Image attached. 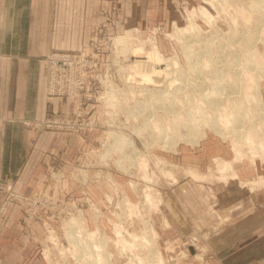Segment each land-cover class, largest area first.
Here are the masks:
<instances>
[{
	"label": "rangeland",
	"instance_id": "obj_1",
	"mask_svg": "<svg viewBox=\"0 0 264 264\" xmlns=\"http://www.w3.org/2000/svg\"><path fill=\"white\" fill-rule=\"evenodd\" d=\"M254 2L99 0L88 41L70 48L86 53L73 61L77 92L54 95L74 99L73 110L28 119L53 118L49 127L25 124L35 133L60 134L76 148L44 154L42 187L34 191L16 190L13 176H0V242L16 230L26 238L25 252L13 250L2 264H17L14 257L25 264H106L96 246L102 236L111 264H222L226 230L243 221L250 230H264V109L252 92L256 76L264 104V1L259 8ZM153 45L158 61L150 56ZM216 73L217 84L237 91L214 114L200 90L216 85ZM61 80L66 82L62 74ZM193 102L207 111L193 126L201 132L198 139L189 143L181 137L192 129L180 123ZM148 109L154 111L150 126L144 124ZM141 125L146 127L137 133ZM111 131L132 138L137 150L129 142L115 145ZM257 212L261 225L255 228ZM74 217L87 234L78 232L81 224L71 225ZM147 221L155 245L144 238ZM72 231L80 236L78 244L70 240ZM89 238L96 244L79 248ZM242 241L231 244L226 264L254 260V248Z\"/></svg>",
	"mask_w": 264,
	"mask_h": 264
},
{
	"label": "crops",
	"instance_id": "obj_2",
	"mask_svg": "<svg viewBox=\"0 0 264 264\" xmlns=\"http://www.w3.org/2000/svg\"><path fill=\"white\" fill-rule=\"evenodd\" d=\"M0 3V176H13L14 189L30 192L42 187L44 154L64 146H77V143L70 146V140L66 142V137L57 133L30 131L24 123L45 113H70L74 108L71 97L46 98L44 57L53 49H75L87 42L102 5L99 0H1ZM255 215L257 228L262 214ZM246 225L243 221L235 231L226 230L220 240V246H225L222 264L233 253L231 244L242 240L243 245L254 248L256 253L252 262L241 263L264 264V246L260 245L264 230L251 229L252 232ZM241 227L244 228L240 230ZM10 236L0 242L5 246L0 248V264L13 250L25 252V236L18 230ZM13 259L17 264H25L22 257Z\"/></svg>",
	"mask_w": 264,
	"mask_h": 264
},
{
	"label": "bare ground",
	"instance_id": "obj_3",
	"mask_svg": "<svg viewBox=\"0 0 264 264\" xmlns=\"http://www.w3.org/2000/svg\"><path fill=\"white\" fill-rule=\"evenodd\" d=\"M255 1V0H254ZM264 1V0H263ZM260 2H262V0H256V2H254V4H255V8H256V6H258V8L259 7H261V5H259L260 4ZM256 4H258V5H256ZM184 48H185V50H186V56H190L191 54H190V52H191V48H189V46L188 45H184ZM152 49V48H151ZM249 49H251V48H249ZM250 53V52H249ZM150 56L152 57V58H154V59H156L157 61H158V57L160 56L159 55V53H158V51H157V49H155V46L153 45V51H151V53H150ZM192 56V55H191ZM147 57V56H146ZM160 58V57H159ZM148 59V58H147ZM160 60V59H159ZM163 60V59H162ZM169 60V59H168ZM195 60H196V58H195ZM238 60V59H237ZM232 61V60H231ZM137 62V61H136ZM141 62V61H140ZM139 61H138V63H140ZM172 65H176L177 64V60H173V61H169ZM169 62H167L166 64H170ZM247 62V61H246ZM245 62V63H246ZM250 62V61H249ZM158 63V62H157ZM165 63V62H164ZM188 63H190L189 64V66L191 67H193L195 64L192 62V59L190 58L189 59V61H188ZM248 63V62H247ZM252 64V63H251ZM227 65V64H226ZM245 65V64H244ZM248 65V64H247ZM167 66V65H166ZM166 66H165V70L167 71V68H166ZM168 66H170V65H168ZM189 66H188V68H189ZM191 67V68H192ZM264 67V66H263ZM190 69V68H189ZM238 69V68H237ZM263 69L264 68H261V71L260 72H262L263 71ZM234 70V69H233ZM159 71V70H158ZM222 71V70H221ZM224 71V70H223ZM222 71V72H223ZM161 71H159V73H160ZM235 72V71H234ZM162 73V72H161ZM169 73H170V70H169ZM145 74V77H149V73H144ZM217 74H219V73H216V76L214 77V75L212 76V78L214 77L215 79H216V85L214 84H211V85H209L208 87H207V91H205L204 92V90H200V97H201V99H203V101H204V103H205V105H206V107H207V109H209V111H211L212 113H216V112H218V110L220 109L219 107L221 106L222 107V105L223 104H225V103H227V102H229V99H230V97H229V95L231 94V93H233V90H236L237 91V89H236V87H235V89L233 88H230L229 89V87H227V89L223 86V84H224V82H222V84L220 83V84H217V81H221V80H219V78H220V76L218 75L217 76ZM244 74V73H243ZM255 74V73H254ZM147 75V76H146ZM171 75V74H170ZM240 75V74H239ZM251 75H252V73H251ZM256 75V74H255ZM261 75V74H260ZM264 75V72L262 73V75L261 76H263ZM151 76V75H150ZM156 76V75H155ZM222 76V75H221ZM247 76H249L248 74H247ZM246 76V77H247ZM169 77V76H168ZM211 77V76H210ZM245 77V76H244ZM255 78H254V83H253V91L252 92H254V96H253V98L255 99V101L257 100V106L261 109V111L263 112V109H264V104H263V95H262V92H260V89H259V87H260V84H259V80H258V78L256 77V76H254ZM221 79V78H220ZM237 79V78H236ZM166 80V79H165ZM238 81V80H237ZM161 82V81H160ZM162 83V82H161ZM214 83V82H213ZM237 83V82H236ZM236 83H234V84H236ZM164 84V83H163ZM238 84H236L235 86H237ZM165 86V85H164ZM169 86V85H168ZM166 88V87H165ZM220 88V89H219ZM197 89V88H196ZM223 89V90H222ZM227 90V92L225 91V90ZM240 89H242V88H240ZM239 89V91H241ZM157 90H159L160 91V89H157ZM156 91V90H155ZM224 91V92H223ZM237 92V94L239 93V96L242 98V95H241V93L242 94H244L243 92ZM160 92H162V94H164L165 92L164 91H162V89H161V91ZM222 92V93H221ZM227 93V96L226 97H224V96H222V94H224V93ZM235 92V91H234ZM221 93V94H220ZM166 94V93H165ZM168 94V93H167ZM251 94V93H250ZM168 95H170V94H168ZM233 95V94H232ZM235 95V94H234ZM245 95V94H244ZM244 95H243V97H244ZM163 97V96H162ZM161 96H160V98H159V96H158V98L159 99H161L162 98ZM164 98V97H163ZM166 98V97H165ZM168 98V97H167ZM169 98H171V97H169ZM175 98V97H174ZM237 98H239V97H237ZM241 98H240V100H241ZM233 99H235V97L233 98ZM251 99V98H250ZM156 100H158V99H155V101ZM199 100H200V98H199ZM240 100L238 99V100H236L237 102H240ZM170 101H172V100H170ZM231 101V100H230ZM252 101V100H251ZM159 102V101H158ZM162 102V101H161ZM160 102V103H161ZM196 102V101H195ZM195 102H193L192 103V105H189V106H187V107H189L188 108V110H185L184 112L186 113V119H184V120H181L182 122L180 123V124H182V125H185L186 127H187V129H192V133L191 134H188L187 136L186 135H184V136H182L181 137V139H183V140H186L187 142H189V143H193V142H195L197 139H198V134L199 133H201L200 131H194L193 129H194V127H195V125H199V122H201V120H203L204 118H205V111H207V110H205V109H203V104H202V102L201 103H195ZM241 102H242V100H241ZM244 102V101H243ZM143 104H145V103H143ZM172 104V103H171ZM188 104V103H187ZM232 104V103H231ZM236 104V103H235ZM142 105V104H141ZM203 105V106H202ZM237 105V104H236ZM240 105V104H239ZM242 105H244V104H242ZM234 106V105H233ZM144 107V106H143ZM174 107H173V104H172V106L170 105V107H169V109H171L170 111H173L174 109H173ZM175 108H176V106H175ZM232 108V107H231ZM234 108V107H233ZM242 108V107H241ZM244 108H246L245 106H244ZM143 109V108H142ZM150 109V108H149ZM149 109H148V111H149ZM176 110V109H175ZM238 110V109H237ZM242 110V109H241ZM170 111H168L169 113H170ZM239 111V110H238ZM139 112H141L140 110L138 111V112H136V113H139ZM156 112V111H155ZM167 112V113H168ZM174 112V111H173ZM177 112H178V110H177ZM176 112V113H177ZM199 112V113H198ZM154 113V111H152V110H150L149 111V113L147 114V116L148 117H146L145 118V122H144V124L146 125V124H149V126L151 125V121H150V119H149V117L152 115ZM157 113V112H156ZM155 113V114H156ZM167 113H165V114H167ZM179 113V112H178ZM210 113V112H209ZM173 114H175V113H173ZM168 115V114H167ZM198 115V116H197ZM206 116H207V114H206ZM209 116H211V114H209ZM237 116H238V114H237ZM151 117H153V116H151ZM158 117V116H157ZM240 118V117H239ZM210 119L211 118H209V121H210ZM241 119V118H240ZM152 121H153V119H151ZM173 120L177 123L178 121H179V118H175V116H174V118H173ZM173 121V122H174ZM239 121H241V120H239ZM211 123V122H210ZM175 124V123H174ZM179 124V123H178ZM237 124V123H236ZM145 125H143V126H145ZM212 125H214V124H212ZM240 125V124H239ZM143 126L141 125V126H137L136 128H134L135 130H136V132L137 133H139L138 131H140V128L142 127L143 128ZM194 126V127H193ZM214 126H216V125H214ZM146 127V126H145ZM218 127V126H217ZM216 127V128H217ZM202 128V127H201ZM162 131H163V129H162ZM120 132V131H119ZM119 132H110V134H111V136L114 138V140H113V142H115L114 144L115 145H117V144H120V143H125V142H129V144H130V146L132 147V149L133 150H137V147L135 146V143H134V141H133V139L132 138H130V137H127L125 134H123V133H119ZM187 132V131H186ZM219 132H221V129H219ZM224 134V133H223ZM181 135V134H180ZM150 137V136H149ZM201 137V136H200ZM174 139H177V137H175ZM156 140V139H155ZM153 141V140H152ZM159 141H161V143L164 145V146H168L169 144L168 143H165V142H167V140H159ZM176 140H174V141H172V143H174ZM115 147H113V149H114ZM126 148H128V147H126ZM133 152V151H132ZM127 155V154H126ZM131 155V154H130ZM129 155V156H130ZM128 156V157H129ZM80 218V217H79ZM79 218H77V217H74L73 218V220L71 221V225H77L78 223H79V230H78V232H82V234L83 233H85V234H87L88 232V230L84 227L83 228V225H82V221H80V219ZM82 220V219H81ZM149 221H147V226H146V232L148 233L147 235H145V239L149 242V244L151 243L152 245H155V244H153L154 243V233H153V228H152V225H149ZM73 227V226H72ZM94 232V231H93ZM73 233V234H72ZM72 233H69V235H71V237L70 236H68V237H70V240L73 242V241H75V242H77V244H78V239L80 238V236L76 233V231H72ZM143 238V239H144ZM83 240V239H82ZM84 241V240H83ZM93 241H95V244H96V240H92V239H88V241L87 242H89L88 244H85L84 242H86V241H84V242H81V240L79 241L80 243H79V248H82V249H85L86 250V248H87V245H89L90 244V242H93ZM86 246V247H85ZM97 246V248H100V249H103V252L104 253H102L103 255H105L104 257H105V261H106V264H111L110 262H109V257H110V251L107 249V245H106V242H105V238H104V236H102V238H100L99 240H98V244L96 245ZM152 248H153V250H155V251H157L156 250V248H154V246H152ZM101 254V255H102ZM98 256V255H97ZM97 256H96V258H97ZM95 260V259H94ZM104 261V262H105ZM96 262H97V259H96Z\"/></svg>",
	"mask_w": 264,
	"mask_h": 264
},
{
	"label": "built area",
	"instance_id": "obj_4",
	"mask_svg": "<svg viewBox=\"0 0 264 264\" xmlns=\"http://www.w3.org/2000/svg\"><path fill=\"white\" fill-rule=\"evenodd\" d=\"M49 55H46V73H47V91L48 96L54 95H69L77 92L76 80L74 79L75 74L79 73L75 66H73V61L75 57L84 58L83 49L74 51L71 49H53L50 51ZM61 74L64 76L66 82L61 80ZM53 118L44 117L39 120H24L25 124L32 126L33 128L40 129L43 125L48 127L51 124ZM50 228V227H48Z\"/></svg>",
	"mask_w": 264,
	"mask_h": 264
}]
</instances>
